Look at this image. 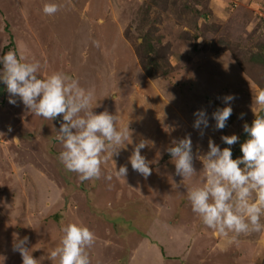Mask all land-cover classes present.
Wrapping results in <instances>:
<instances>
[{
	"label": "rangeland",
	"instance_id": "obj_1",
	"mask_svg": "<svg viewBox=\"0 0 264 264\" xmlns=\"http://www.w3.org/2000/svg\"><path fill=\"white\" fill-rule=\"evenodd\" d=\"M45 3L60 10L47 16ZM141 33L152 44L147 54L166 58V74L142 68ZM9 49L38 60L41 77L62 71L93 91L92 103L99 104L93 112L116 114L118 130L128 123L132 143L106 159L100 179L81 183L58 158L62 117L36 116L18 97L10 104L0 81L3 264H22L12 250L17 233L29 238V248H40L33 256L41 264H56L48 253L70 222L95 233L92 264H264V230L217 237L187 198V189L204 179L197 157L208 151V140L227 147L221 136H238L259 109L261 88L236 57L244 62L258 54L254 68L264 82V0H0V55ZM227 94L235 95L233 114L217 130L211 114ZM198 109L209 116L203 136L193 128ZM189 133L197 174L182 181L165 149ZM141 139L155 143L142 155L158 161L147 178L129 162ZM121 165L128 168L125 178L115 174Z\"/></svg>",
	"mask_w": 264,
	"mask_h": 264
},
{
	"label": "clouds",
	"instance_id": "obj_2",
	"mask_svg": "<svg viewBox=\"0 0 264 264\" xmlns=\"http://www.w3.org/2000/svg\"><path fill=\"white\" fill-rule=\"evenodd\" d=\"M60 10L56 3H45L43 13L52 16ZM0 81L9 93V103L15 105L18 97L34 115L52 121L62 117L56 139L63 150L59 160L69 172L78 175L81 183L100 179L102 165L107 158L119 155V150L132 143L131 129L118 130L117 115L107 110L99 113L93 108V91L85 90L78 80L62 71L41 77V64L25 52L9 49L0 55ZM224 106L216 108L211 118L215 129L222 130L233 114L234 94L221 97ZM255 104L259 111H253L251 125L245 124L247 138L240 143L241 156L233 158L231 146L239 137L235 134L221 136L228 145L221 148L213 140H208V151L197 158L202 163L204 179L199 185L187 189V198L193 213L202 223L213 230V235L233 238L264 230V89L257 92ZM193 128L201 136L210 127L205 109L194 112ZM11 127L8 128L10 132ZM3 135V133H0ZM127 142V143H126ZM155 143L141 139L133 147L129 157L132 170L144 178L152 174L149 161L142 150L154 147ZM175 165V174L190 179L197 174L194 168L193 143L191 134L173 139L165 149ZM105 153L108 156H105ZM115 174L125 178L128 168L121 165ZM111 180L112 176L104 177ZM180 185H176L179 188ZM63 236L57 247L48 253V259L56 264H92L89 249L95 242V233L82 222H70L62 228ZM27 236L14 234L12 250L19 252L22 264H41L42 260L33 256L40 249L31 247ZM6 257L0 256V264Z\"/></svg>",
	"mask_w": 264,
	"mask_h": 264
},
{
	"label": "trees",
	"instance_id": "obj_3",
	"mask_svg": "<svg viewBox=\"0 0 264 264\" xmlns=\"http://www.w3.org/2000/svg\"><path fill=\"white\" fill-rule=\"evenodd\" d=\"M141 35L143 36V39H144L143 44L141 46H142V49L146 50V52L142 54V57L140 56V62H141L142 68L146 72L148 71V69H150L151 71H148V74L151 76H156L159 74H166L167 72L166 65L168 63L166 58H164L163 55L161 56L160 51L156 52L155 55L149 56L147 54V51H149V49L151 48L150 46L152 44L150 40L148 39L147 33H141ZM11 44H12V40L8 42V45H11ZM236 60L238 62V65L247 74V76L251 78L252 80H254L258 84L259 88L264 89V82H262L259 79V70H258L259 68L257 70H255L254 68L257 65H260L261 63L259 55L250 54L247 61H244V62L241 61L237 57H236ZM218 107H222V106L220 104H216L214 107V110ZM254 118L255 117L253 116L247 124L251 125V122L253 121ZM238 137H239L238 142L231 146L233 158H237L242 155L240 151V143H242L247 138V133L244 131V127L240 130Z\"/></svg>",
	"mask_w": 264,
	"mask_h": 264
}]
</instances>
